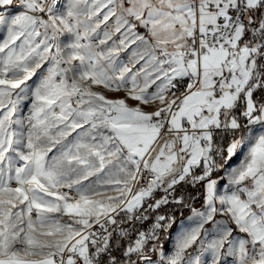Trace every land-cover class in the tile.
<instances>
[{"label":"snow or ice","instance_id":"6c2138e0","mask_svg":"<svg viewBox=\"0 0 264 264\" xmlns=\"http://www.w3.org/2000/svg\"><path fill=\"white\" fill-rule=\"evenodd\" d=\"M0 264H264V0H0Z\"/></svg>","mask_w":264,"mask_h":264},{"label":"trees","instance_id":"16d2710c","mask_svg":"<svg viewBox=\"0 0 264 264\" xmlns=\"http://www.w3.org/2000/svg\"><path fill=\"white\" fill-rule=\"evenodd\" d=\"M179 191L180 192H191V193L195 194V190L192 189L190 186L189 187H181L179 189ZM157 195H159V193ZM197 206H199V204H197ZM173 212L177 218V224L179 223L180 219L184 218L185 216H187L189 214L186 209L183 210V214H181V211L179 209H175V210H173ZM174 228H175V225L173 226V230H174Z\"/></svg>","mask_w":264,"mask_h":264},{"label":"rangeland","instance_id":"374dc122","mask_svg":"<svg viewBox=\"0 0 264 264\" xmlns=\"http://www.w3.org/2000/svg\"><path fill=\"white\" fill-rule=\"evenodd\" d=\"M124 54H122V56H123ZM189 215V214H188ZM186 217V216H185ZM183 219V218H182ZM181 220V219H180ZM180 222V221H179ZM173 231H175V228H174V230ZM168 247V242H167V240H165V248H167Z\"/></svg>","mask_w":264,"mask_h":264}]
</instances>
